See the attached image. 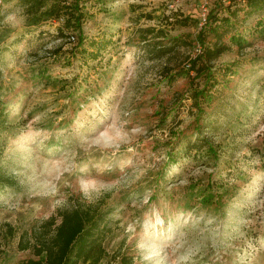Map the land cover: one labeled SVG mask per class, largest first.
Segmentation results:
<instances>
[{"label":"rangeland","instance_id":"rangeland-1","mask_svg":"<svg viewBox=\"0 0 264 264\" xmlns=\"http://www.w3.org/2000/svg\"><path fill=\"white\" fill-rule=\"evenodd\" d=\"M204 7L206 17L238 15L198 116L190 95L204 80L179 74L198 45L155 57L134 39L138 25L176 10L193 19L171 32L193 36ZM85 11L76 47L77 31L57 35L62 20L27 25L19 0H1L0 162L10 179L0 184V264L33 257L22 237L73 201L111 211L99 264H122V254L134 264H264V8L87 0ZM13 13L20 22H6Z\"/></svg>","mask_w":264,"mask_h":264},{"label":"trees","instance_id":"trees-1","mask_svg":"<svg viewBox=\"0 0 264 264\" xmlns=\"http://www.w3.org/2000/svg\"><path fill=\"white\" fill-rule=\"evenodd\" d=\"M19 1L25 7L27 25H36L51 18L60 19L62 21L57 27V35L69 38L71 37L68 35L70 32L77 31L75 46L80 47L83 44L85 38L83 22L87 16V11H85L87 0ZM246 2L251 11H260L264 8V0H246ZM229 9V14L221 16L210 9L206 20L197 26L193 36L187 32H171L175 25L186 26L192 22L193 18L190 15L179 10L172 11L169 15L164 14L158 24L144 22L136 27L137 37L134 41L142 52L150 56L171 55L183 47H194L195 45L200 47L198 51L195 49L194 56H187L186 66L179 71V74H192V82L199 78L204 80L203 87L198 85L190 95L193 104L199 109L198 116L203 112V109L199 107L200 98L203 97L208 103L212 99L210 96L206 97V94L217 82L214 62L231 48L223 40L225 34L232 31L235 26L233 16L238 15V9ZM155 11L156 9L141 12L134 21L140 22L139 19L142 16L151 20L155 17ZM209 36L213 37V41L207 40ZM58 48L53 49L52 52L57 53ZM168 77L172 80L174 75ZM7 123L6 104L0 98V129L5 128ZM196 130H201L200 123H197ZM198 139L202 141L201 138ZM177 141L180 143L181 137ZM186 142L188 148L200 147V143ZM209 149L215 153L212 146ZM170 156L173 160L172 151ZM9 179V174L0 162V184H4ZM110 212L108 208L102 206L100 201H73L72 205L58 209L55 214L35 224L28 233L26 241L22 237L20 246L31 248L34 256L19 260L14 264H99L107 256L103 237L109 230ZM120 261L122 264H134L133 258L125 254L120 256Z\"/></svg>","mask_w":264,"mask_h":264},{"label":"clouds","instance_id":"clouds-1","mask_svg":"<svg viewBox=\"0 0 264 264\" xmlns=\"http://www.w3.org/2000/svg\"><path fill=\"white\" fill-rule=\"evenodd\" d=\"M5 20H6V22H13V23H18V22H20V21L18 20V17H17V15H16L15 13L10 14L9 16H7V17L5 18Z\"/></svg>","mask_w":264,"mask_h":264},{"label":"built area","instance_id":"built-area-1","mask_svg":"<svg viewBox=\"0 0 264 264\" xmlns=\"http://www.w3.org/2000/svg\"><path fill=\"white\" fill-rule=\"evenodd\" d=\"M0 4H1V0H0ZM206 12H207V8L204 7V10H203V13H202V19H203V21L206 20ZM71 38L74 39V38H75L74 35H71ZM199 49H200V47L198 46V47L196 48V50L198 51Z\"/></svg>","mask_w":264,"mask_h":264}]
</instances>
